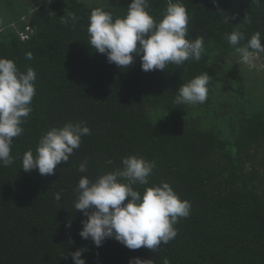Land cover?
Returning <instances> with one entry per match:
<instances>
[{"label":"trees","instance_id":"trees-1","mask_svg":"<svg viewBox=\"0 0 264 264\" xmlns=\"http://www.w3.org/2000/svg\"><path fill=\"white\" fill-rule=\"evenodd\" d=\"M182 2L190 15L187 38L204 37L201 60L145 72L139 57L120 68L88 44L91 11L124 17L131 0H0V57L37 73L33 111L13 140L15 162L0 167V264H74L71 253L80 248H87L86 264H129L135 257L154 264H264V92L257 76L253 93L230 80L235 98L229 102L218 95L226 79L212 66L239 54L225 39L236 28L245 33L242 43L257 30L264 43V0ZM166 7L167 0H150L157 21ZM70 15L77 21L66 25L61 18ZM28 25L33 30L23 40L19 31ZM204 72L210 75L207 101L175 104L180 85ZM82 120L91 134L54 175L22 169L23 154H35L43 134ZM132 155L156 161L148 186L168 182L192 203L190 216L175 226L177 237L156 252L130 250L114 239L97 248L79 235L86 219L74 208L79 179L121 167ZM109 158L114 163L106 166ZM85 159L88 171L81 173Z\"/></svg>","mask_w":264,"mask_h":264},{"label":"clouds","instance_id":"clouds-1","mask_svg":"<svg viewBox=\"0 0 264 264\" xmlns=\"http://www.w3.org/2000/svg\"><path fill=\"white\" fill-rule=\"evenodd\" d=\"M213 3L218 5V0ZM149 9L150 0H131L124 17H114L103 8L93 9L88 18V44L120 68L133 65L139 57L145 72L165 70L169 64L180 66L189 60L200 61L205 51L204 37L187 38L190 15L182 0H167L163 18L159 21ZM61 19L66 25L77 21L75 15ZM224 22H228L226 15ZM32 30L28 25L21 31L29 35ZM225 39L246 65L264 54L259 30L245 43H242L246 39L245 33L239 28L226 33ZM25 58L32 60L33 54L28 52ZM36 81L37 73L32 67L21 71L13 59L0 57V167H10L15 162L13 140L23 134L22 125L33 111ZM209 83L210 75L204 72L181 84L174 103H205ZM90 134L91 129L83 120L52 127L39 139L35 154L32 149L23 154L22 169L25 172L38 170L41 176L54 175L57 166L69 162L70 156L80 148L82 138ZM113 163L111 158L105 161L106 166ZM121 163V167L103 171L95 178L82 176L79 179L74 208L86 217L81 220L79 235L82 239H91L97 248L106 239H114L130 250L144 247L156 252L161 244L167 245L177 237L175 226L181 218L190 216L192 203L181 199L168 182L148 186L157 167L155 160L132 155L124 157ZM88 164L87 159L83 160L78 171L87 172ZM55 199L59 202L61 195L58 193ZM66 227L71 228V222ZM85 251L87 248H80L71 253L74 264H86V259L82 258ZM129 264H154V261L135 257ZM163 264L170 262L165 259Z\"/></svg>","mask_w":264,"mask_h":264},{"label":"rangeland","instance_id":"rangeland-1","mask_svg":"<svg viewBox=\"0 0 264 264\" xmlns=\"http://www.w3.org/2000/svg\"><path fill=\"white\" fill-rule=\"evenodd\" d=\"M96 3H109L114 2L115 0H93ZM217 52V51H216ZM215 52V53H216ZM226 63H221L220 59H216V61L212 60V66L215 68L217 74H219L220 78L226 79L222 82V88L219 90L218 95L222 98H229V102L232 101L235 97L231 94L232 85L230 84V80L240 82L242 81L246 85L251 88V93L255 92L257 86L261 87V93L264 92V58L260 55L254 60L251 65H246L241 62L240 54L236 55H226ZM221 64L224 67H221ZM226 68V72L225 69ZM257 76V81L255 84L257 86H253L251 79L252 77ZM263 81V82H262ZM228 110L230 108H224Z\"/></svg>","mask_w":264,"mask_h":264},{"label":"built area","instance_id":"built-area-1","mask_svg":"<svg viewBox=\"0 0 264 264\" xmlns=\"http://www.w3.org/2000/svg\"><path fill=\"white\" fill-rule=\"evenodd\" d=\"M20 35H21V38H22V39H27V38L29 37L28 33L25 32V31H21V32H20Z\"/></svg>","mask_w":264,"mask_h":264}]
</instances>
